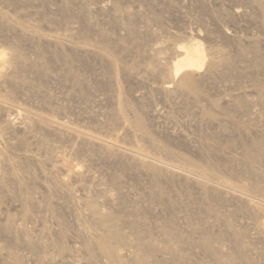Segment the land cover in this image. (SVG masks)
Listing matches in <instances>:
<instances>
[{"label":"rangeland","instance_id":"374dc122","mask_svg":"<svg viewBox=\"0 0 264 264\" xmlns=\"http://www.w3.org/2000/svg\"><path fill=\"white\" fill-rule=\"evenodd\" d=\"M51 1L0 0V50L8 55L16 46L34 59L40 48L49 61L58 53L81 80H66L64 65L57 61H50L48 77L19 64L0 65V97L8 101L0 111V182L10 187L0 191V221L28 231L38 225L50 234L55 249L50 254L58 259L64 255L60 247H80L87 255L75 253L77 259L119 264L95 244L104 229L89 215L87 204L92 203L102 216L115 218L128 237L129 245L118 248L125 262L128 251L144 255L133 240L135 232L164 250L159 229L173 225L190 236V244L177 254L191 255L194 263L214 264L200 248H192L209 233L226 240L215 241L214 247L233 256L234 264H264V158L251 146L264 136V0H82L69 13ZM99 5L104 11H97ZM85 17L96 27L84 24ZM190 33L208 55L206 67L190 75L194 92H180L178 79L164 94L161 88L170 81L165 64L176 58L171 47L188 43ZM80 49L91 55H81ZM37 112L102 135L128 154L139 145L149 159L193 173L212 171L216 181L237 190L208 198L206 190L182 177L96 153L66 135L61 139L43 129L25 133L22 123L37 120ZM6 120L17 130H7ZM137 120L145 136L137 132ZM247 148L258 154L255 163L247 161ZM60 158L86 176L76 181L52 169ZM249 197H256L257 207L247 204ZM32 213L33 219L26 220ZM242 250L245 260L238 262L235 255ZM17 257L23 261L14 262ZM36 257L0 232V264H45Z\"/></svg>","mask_w":264,"mask_h":264},{"label":"bare ground","instance_id":"6f19581e","mask_svg":"<svg viewBox=\"0 0 264 264\" xmlns=\"http://www.w3.org/2000/svg\"><path fill=\"white\" fill-rule=\"evenodd\" d=\"M10 1H12L14 3L17 2L19 4H31V3L35 2L36 0H10ZM52 1L51 2L53 4L60 6L59 11L60 12L62 11L61 13H63V12L69 13L70 7L72 5H74L75 3L76 4L77 3L82 4V0H52ZM97 11L102 12V11H104V8L99 5L97 7ZM113 12H114V19H115V21H117L119 19V17H118L119 14L117 13L116 9ZM36 13H37V11H36ZM83 20H84V24L86 23L88 26L94 27L95 23L93 22L92 19L85 17V18H83ZM95 27H96V25H95ZM74 30H75V28L72 29V32ZM100 33L102 34L101 31L99 32V34ZM225 34H227V33H225ZM83 35L85 36V34H83ZM193 35H192V33H190L188 35L190 39H189V42L186 44L172 45L171 48H172L173 54H174V56H176V58L173 61L166 63L167 65L165 64V66L167 67L166 69L168 70V73H169L170 81H167L165 83V85L161 88L162 93L168 94L170 92V89L172 88V83L178 79L181 81L180 92H182V93L186 92V91L194 92V86L192 85L190 75L192 76L196 73H199L204 67H206L208 55L206 54L202 44L200 42H198L196 37L194 38ZM101 36H104V34H102ZM159 51H160V49H159ZM78 52L81 55H86V56L91 55L90 54L91 52L89 50L80 49V50H78ZM7 54L8 55H6V53H4L2 50H0V65H3L1 67H4L5 64L9 65V64L14 63V64L22 65L25 68L37 69L39 74L47 76L50 73V68H51L50 67V61H55V63L61 62V64L63 63L62 68L64 65V71H65V76H66L65 79L67 80V79L73 78L77 81L76 82L77 84L81 83V80H79L76 77V75L72 72V69L66 64V62H64L62 56L58 53H56L55 56L53 57V59H51L49 61V59L46 58L47 56H44L41 49L39 48V50H37L36 57L34 59H32V58L29 59V58L25 57V55L22 54V52L16 46L15 47L13 46L12 49L10 50V53H7ZM246 55H247V53H241L240 57L244 58ZM250 61H251V59H250ZM256 63H257L256 65L259 64L258 62H256ZM58 64H60V63H58ZM106 75H109V73L107 71L104 72V76H106ZM58 77L56 76V78H58ZM56 78H54V79H56ZM61 80H63L62 77H61ZM5 100H6V98H4L2 96L0 97V111L6 110L5 109L6 104L4 103L5 104L4 105L3 102H8V101H5ZM9 106H12V105L10 104ZM7 108H9V107H7ZM9 109H11V108H9ZM15 112H13V113H15ZM26 112L29 113L30 111L26 110ZM38 113L39 112L34 113L35 116L37 117V120L32 121V122H30V121L28 122V121L24 120V123H22V124H24L23 130L25 131V133L28 132L29 130H31L33 132V130L35 131V129H40V130L43 129V130L48 131L49 133L52 132L54 134H58L59 136L60 135L61 136L66 135L68 139L76 140L82 146L92 147L93 148L92 150L97 149L96 153L103 151L105 154H107L111 157L113 156V158L114 157L119 158V160H121V161H122V158H126L127 161L129 159L130 161H132L134 166L136 164L138 166L139 165L140 166H147L148 165L155 171H158V172L163 171V172H167L169 174H172L173 176H176V177L177 176L182 177L183 180L187 181L188 183L191 182V184L193 183L194 186L195 185L201 186L203 188V190H206V192H207L206 196L208 198L211 196H214L215 193H218V194L223 193L224 195L226 194V196H229L230 192H235L237 190L227 183H222V182L216 181L215 174L212 171H207L205 169H199V171L197 173H193L191 171L175 167L174 165L167 164L161 160H158L155 157H154L155 159L154 158L149 159L151 156L150 153L145 152V150L140 148L139 145H136V148H132V150L129 149V151L131 150V153L128 154L125 151L121 150L123 148L121 146H119V144H117V143L115 144V142H113V143L108 142L105 137H102V135H99L97 133H92L91 131H89L86 128L78 127L77 125L75 126V124H73L72 122H70L68 120H64L62 118H57V117H54L51 115H47V116L45 114L40 115L42 113H40V114H38ZM17 114H21V112L20 113L17 112ZM22 114H24V112H22ZM30 114H32V113H30ZM34 114H32V116ZM24 115L27 116L28 114H24ZM19 116L17 115V117H19ZM35 116H33V117H35ZM22 119H25V118H22ZM136 122H137L136 126L139 129V131H137V132L141 133V134H139V133L138 134L140 136H145L147 133L145 131V127H144L143 123L140 120H137ZM6 123H7L6 124L7 130H9L11 132H14L15 130H17L16 127L9 120H6ZM129 132L132 134H135V136L138 135L137 133H135L133 131H129ZM30 135H31V133H30ZM61 136L59 138H61ZM27 139L30 142L35 141V138L32 136H30ZM63 139H64V136H63ZM251 146L253 147V149L256 152H260L263 156L262 158H264V136L253 139L251 141ZM75 150H76V148H75ZM103 152H102V154H103ZM147 154H149V156ZM245 154H246V158L248 159L247 161L249 163L252 164V163H255L257 161L258 154H255L253 151H251L250 148L246 149ZM63 155H65V153ZM60 159H62V158H60ZM188 165H190V164H188ZM175 168L177 171H175ZM52 169H54L55 171L61 172L62 174L64 173V175L67 176L68 179H75L76 181H77V179L80 180L82 177L84 178V176H86L85 172L82 170L81 167H79L76 164L71 163L68 160H65L64 158L60 161L57 160V162L52 165ZM252 170H254V169L252 168L251 171ZM75 180H73V181H75ZM70 181H72V180H70ZM77 187H79V186L77 185ZM242 187H244L242 189H245V190L249 189V187L247 188L246 186H243V185H242ZM9 188H10L9 184L5 183L3 180L0 182V191L7 192L9 190ZM260 188L258 189V186H257V188H254V189L261 192ZM262 189H264V188H262ZM100 191H101V189H100ZM262 191H264V190H262ZM100 193H102V192H100ZM262 193L264 194V192H262ZM254 194H256V193H254ZM255 199H256V197H255ZM255 199L254 200L251 198L246 199V201L248 200L247 204L248 205L250 204L249 206L254 205L255 207H257V205H256L257 203L255 202ZM107 202L112 203L113 201L109 198L107 200ZM259 204H260V202H259ZM87 206H88V211H89L90 217L97 218L98 224L104 229V234L102 236V239L100 240V242L95 243V244H96L97 248L100 250V252L103 254V256H105L109 261L118 262L119 264H201V263L192 262L191 255L181 256V255L177 254V252L179 251V248H181L182 246L185 247V245L190 244V236L189 235L185 236L181 232L179 233L177 231L176 227H174L173 225H170L167 227H162L159 229V231L161 232V242H162V244L166 245V248L164 250H161L155 244L146 242L145 237H142V235H140L138 232H135L133 234V240L137 243V249L140 248V249H142V251H144V255L143 256H137V255H133V254L131 255L128 251L125 254V256H129L130 259H129V262H125L122 259V257L120 256L118 248L126 247L129 245L130 242H129L128 237L121 231L117 220L113 217L102 216L100 214V212L98 211V209L95 207V205H93L92 203L87 204ZM36 210H37V214L39 212L43 211L42 207H37ZM36 210H35V213H36ZM258 210H261V209L259 208ZM258 213H259V211H258ZM263 213H264V211H263ZM263 213H261V215H263ZM33 217H34V213L26 215L25 219L31 221L33 219ZM34 227H36V226H34ZM37 228H38V225H37ZM37 228H32L33 230L31 229L30 231H28L25 228H19V227L16 228L14 226V223L8 219L0 221V232H3L5 235L10 237L11 243H13L14 245H20V246L25 247L29 251L35 252L37 255L36 261H38V262L42 261V262H45V264L46 263H48V264H93V262L91 260H89L88 258L85 260L84 257H82L84 260H81V259H77L75 257V253H80V254L84 253L85 255H87L86 251H84V249L80 248V247L74 248L75 249L74 251L73 250L71 251V250L67 249L66 247H60L59 250L64 255L59 259L56 258L54 255L50 254L51 251L54 252V250H55L54 247H52L51 243L49 242V240L51 239L49 237L50 234H47L44 231L39 230V228L38 229ZM261 233H262V231H261ZM263 233H264V229H263ZM259 234H260V232H259ZM201 237H200L201 241H199V244L197 243L196 245H192V248L194 246L197 249L200 248L202 250V252H204L206 254V256L209 257L213 261L214 264L215 263L216 264H234V263H236L232 259L233 256H232V258H230L229 255L225 256V253H224V255L219 253L216 250L217 247L216 248L214 247L215 241H217L218 243H223L224 241H226L225 239H224V241H223V238H219L216 240L209 233H205V235L202 237V239H201ZM87 241H89L88 237H86V239L82 243L85 244V243H87ZM75 244H77V242ZM42 252H43V255H40ZM3 254H6V253L3 252ZM8 254H6V256L10 255V254L9 255ZM235 257L238 258L237 259L238 262L244 261L245 260L244 250L239 251V253L237 252ZM211 260H209V261H211ZM22 261L23 260L18 258V257L14 258V262H16V263H20ZM35 263H37V262H35Z\"/></svg>","mask_w":264,"mask_h":264}]
</instances>
